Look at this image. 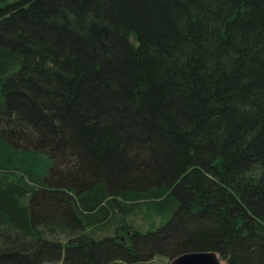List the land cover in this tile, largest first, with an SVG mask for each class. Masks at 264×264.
Instances as JSON below:
<instances>
[{
	"label": "trees",
	"instance_id": "trees-1",
	"mask_svg": "<svg viewBox=\"0 0 264 264\" xmlns=\"http://www.w3.org/2000/svg\"><path fill=\"white\" fill-rule=\"evenodd\" d=\"M264 264V0H0V264Z\"/></svg>",
	"mask_w": 264,
	"mask_h": 264
},
{
	"label": "water",
	"instance_id": "water-1",
	"mask_svg": "<svg viewBox=\"0 0 264 264\" xmlns=\"http://www.w3.org/2000/svg\"><path fill=\"white\" fill-rule=\"evenodd\" d=\"M169 264H220L214 252H186L172 258Z\"/></svg>",
	"mask_w": 264,
	"mask_h": 264
},
{
	"label": "rangeland",
	"instance_id": "rangeland-1",
	"mask_svg": "<svg viewBox=\"0 0 264 264\" xmlns=\"http://www.w3.org/2000/svg\"><path fill=\"white\" fill-rule=\"evenodd\" d=\"M169 262L170 261L166 258L155 256L151 258L149 264H169ZM220 264H223V262L220 261Z\"/></svg>",
	"mask_w": 264,
	"mask_h": 264
}]
</instances>
